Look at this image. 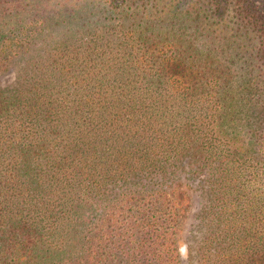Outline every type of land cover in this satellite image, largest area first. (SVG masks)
<instances>
[{"label": "trees", "instance_id": "trees-1", "mask_svg": "<svg viewBox=\"0 0 264 264\" xmlns=\"http://www.w3.org/2000/svg\"><path fill=\"white\" fill-rule=\"evenodd\" d=\"M260 11L0 0V264H184L192 179L196 264H264Z\"/></svg>", "mask_w": 264, "mask_h": 264}, {"label": "rangeland", "instance_id": "rangeland-1", "mask_svg": "<svg viewBox=\"0 0 264 264\" xmlns=\"http://www.w3.org/2000/svg\"><path fill=\"white\" fill-rule=\"evenodd\" d=\"M250 2H255L260 6V12H264V0H249ZM108 20L103 22H99L100 25L106 24ZM85 22H74V24H83ZM60 34V33H59ZM233 59H230V62ZM229 61L227 64L230 63ZM19 66V65H17ZM231 70L235 77H239L243 75V60H235L231 65ZM20 83V77L18 72V67H14V69L9 70L0 75V90H11L17 87ZM183 174V173H182ZM184 175V174H183ZM191 184V194L194 197V206L193 211H195V215L190 216L186 222L184 223L183 229V239L185 243L183 244V251H182V259L184 264H196L197 256H198V248L201 244V240L204 237V227L201 226L199 222V213L202 206H205L208 200V193L204 190L205 188L202 187L201 182H197V179H192L189 181ZM199 183V184H198ZM198 184V185H197ZM131 185V188L134 189V186ZM130 187V186H129ZM205 187V186H204ZM119 186L112 187L113 191H116ZM199 212V213H198ZM194 213V212H193ZM198 215L196 216V214ZM191 215V214H190Z\"/></svg>", "mask_w": 264, "mask_h": 264}]
</instances>
